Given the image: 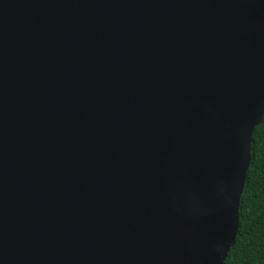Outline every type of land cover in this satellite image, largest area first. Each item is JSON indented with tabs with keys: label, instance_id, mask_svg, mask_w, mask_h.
<instances>
[{
	"label": "water",
	"instance_id": "95a60500",
	"mask_svg": "<svg viewBox=\"0 0 264 264\" xmlns=\"http://www.w3.org/2000/svg\"><path fill=\"white\" fill-rule=\"evenodd\" d=\"M264 115V0H0V264H222Z\"/></svg>",
	"mask_w": 264,
	"mask_h": 264
},
{
	"label": "trees",
	"instance_id": "16d2710c",
	"mask_svg": "<svg viewBox=\"0 0 264 264\" xmlns=\"http://www.w3.org/2000/svg\"><path fill=\"white\" fill-rule=\"evenodd\" d=\"M222 264H264V115L252 133L237 235Z\"/></svg>",
	"mask_w": 264,
	"mask_h": 264
}]
</instances>
